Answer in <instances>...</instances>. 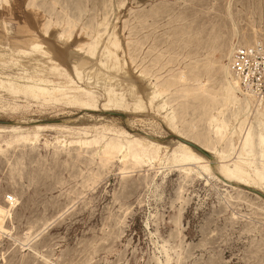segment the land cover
I'll return each mask as SVG.
<instances>
[{"label":"rangeland","instance_id":"obj_1","mask_svg":"<svg viewBox=\"0 0 264 264\" xmlns=\"http://www.w3.org/2000/svg\"><path fill=\"white\" fill-rule=\"evenodd\" d=\"M0 22L6 29L0 55L10 47L28 53L22 67H1L0 74L32 75L38 67L53 79L52 63L31 47L46 33L69 36L71 47L80 43L83 55L98 60L102 42L89 50L94 37H113L118 63L165 89L172 118L113 108L95 88V107L82 112L0 84V264H264L262 187L225 180L212 166L207 173H187L172 148L166 160L159 154L160 162L154 155L134 158L137 151L122 135L164 146L184 139L218 153L230 150V138L220 141L214 131L221 66L233 27L235 49L264 48V0H0ZM54 56L61 74L90 88L76 65H69L68 49L55 47ZM180 74L185 82L174 83ZM254 99L264 111V99L256 93ZM231 110L224 112L225 122L235 115ZM84 114L95 123L75 121ZM97 118L111 123L101 126ZM23 120L36 122L6 128ZM263 123L264 116L249 120L253 139L264 135ZM106 144L127 148V155L122 159Z\"/></svg>","mask_w":264,"mask_h":264},{"label":"bare ground","instance_id":"obj_2","mask_svg":"<svg viewBox=\"0 0 264 264\" xmlns=\"http://www.w3.org/2000/svg\"><path fill=\"white\" fill-rule=\"evenodd\" d=\"M233 28L235 31L234 37L232 39L227 55H225L226 57L221 66V83L219 87V108L217 109L216 112V119H215L216 123L214 129L215 134L218 135L220 141H222L226 137L230 138L229 141L230 150L221 151L220 153H218L216 149L213 148L208 149L206 147L197 144L195 141L184 140V139H182L183 140L182 143L175 141V142H169L167 143V146H164L155 143L154 141L149 140L147 138H138L139 135L138 136L132 134L127 135L125 133H122V131L121 133L122 135H125L128 139H130V141L134 146V151H137L136 153H133L134 158H148L151 155H154L156 159H158L159 154L161 153V155L165 159L166 154L169 151L168 149L172 148L174 151L179 153L180 158L177 159V162L182 165L185 172L191 173L193 169H196L207 173L209 171L210 166H212L211 169L214 170L216 173H218L225 180L236 181L238 183H243L246 185L253 184L252 186L256 188L262 187L263 188L262 194L264 195V135L261 132L256 136L255 139H253V135L250 134V130L252 126L249 124L250 119L257 120L258 118L263 117L264 111L262 109V104L254 99V94H255L254 91L246 87L244 88L239 76L236 75L231 69L233 54L236 51L235 47L238 44V37H237L238 32L236 27ZM5 31L6 29L3 23L0 22V34L6 35ZM253 32L256 33V30L253 29ZM262 35H264V32H262ZM101 36L96 35L93 39L92 42L93 44L89 46V50L96 51L98 45L100 44V42H102V46L97 52L100 57L98 60V58L95 59L93 57V54H90L88 52L83 55V53L80 51L82 46V44L80 43L75 42L73 47H71L69 45L70 42L69 40L71 39L69 36L59 34L58 32L46 33L43 37L44 40H41L40 42L33 40L31 43V47L35 51L41 53L42 56H44L49 62L52 63L51 67L49 68V71L51 74L50 76H52L53 79L47 77L48 74L46 76L44 74L45 71L37 67L35 68L34 74L32 75L23 74L21 76L11 78L0 74V84L6 83L9 85L11 91L15 93L23 94L25 96H31L35 100L43 99L45 103L64 102L67 104L75 105L78 108H80L82 112L83 111L90 112L92 111L91 108L95 107L94 104L97 98L95 92L93 91L95 88L97 89V91L101 92L102 96H104L111 103V107L113 108H121V109L130 108L133 112H138V113H147V111H149L151 114H155L156 116L165 114L166 118L172 119L171 115L166 111V103L163 100L165 96V89L163 87L158 88L155 84L151 82L150 77L148 75L144 74L143 72L137 71V69H135L134 67L132 69L134 71H130L129 67L124 62H122V64L118 63L117 52L119 48L117 46L116 39L112 37L104 42L101 40L100 38ZM138 42H140V40ZM55 47L64 50L68 49L69 65L71 64L76 65L77 69L82 72L84 76V80L86 81L87 84H89L90 87L89 89L82 87L77 83H74L71 80V78H69L68 75L61 74V71L58 69L56 64L58 61L54 56ZM243 48H250V47H243ZM137 50H139V48ZM15 52L16 51H14L10 47L9 49H7L5 53H2L0 55V68L2 67L7 69L10 68L19 69V67H22L21 64L22 60L27 59L28 53L24 52L23 55H20L19 53L15 54ZM138 52H136V54ZM230 55L231 58L229 59ZM124 60H126V58ZM185 73L183 72V74ZM183 74H180L177 77L176 82L174 83L182 82L183 84L186 80ZM192 76L194 77V75ZM161 83H159V86ZM199 85H200L199 89L198 88L197 89L204 91V89L202 88L204 87L205 84L200 82ZM75 94H82L87 100L77 99L75 97ZM127 99L130 101L129 105L125 103V100ZM105 105L106 107L109 106L108 104ZM227 108H231L232 109L231 111L235 112V115H233L232 118H230V120L225 122L222 117ZM93 113L94 112H92V114ZM97 119H98V124L99 121L103 122L101 123V126H104L105 124L107 125V123H111L110 120H108L107 118H97ZM90 120L94 122L93 120L96 119L91 116H87L86 114L75 119V121L77 122L79 121L89 122ZM210 120L211 118L209 119V122ZM126 121L130 123L129 120ZM133 121L131 122L132 124ZM35 122L36 121L25 122V120H23L22 122L14 123L13 126L10 125L9 127L6 128L22 129L25 127L22 126L19 127L17 125L22 124L28 127L30 124H33ZM81 125H83V123ZM35 127L37 130H50L49 127H45V126L35 125ZM87 127L89 129L95 128L93 125H89ZM60 144L65 145L66 143L60 141ZM78 144H81V142H78ZM237 145H239L238 147H240V149L239 151L236 152L235 148L237 147ZM104 147L107 148V151L113 149L117 150L120 153V157L122 159H124L125 156L127 155V148L122 147L121 145L106 144L104 145ZM247 154L252 155V157H248ZM254 155L256 156L255 158L256 161L254 160ZM217 156H219V158H217ZM137 161L139 162V160ZM158 161L160 162L159 159Z\"/></svg>","mask_w":264,"mask_h":264},{"label":"built area","instance_id":"obj_3","mask_svg":"<svg viewBox=\"0 0 264 264\" xmlns=\"http://www.w3.org/2000/svg\"><path fill=\"white\" fill-rule=\"evenodd\" d=\"M261 44L250 48H237L231 63L232 71L239 76L243 87L264 99V54ZM9 200V197L6 198Z\"/></svg>","mask_w":264,"mask_h":264},{"label":"water","instance_id":"obj_4","mask_svg":"<svg viewBox=\"0 0 264 264\" xmlns=\"http://www.w3.org/2000/svg\"><path fill=\"white\" fill-rule=\"evenodd\" d=\"M260 196H262L264 198V196L262 194H259Z\"/></svg>","mask_w":264,"mask_h":264},{"label":"snow or ice","instance_id":"obj_5","mask_svg":"<svg viewBox=\"0 0 264 264\" xmlns=\"http://www.w3.org/2000/svg\"><path fill=\"white\" fill-rule=\"evenodd\" d=\"M9 199H11V197H9Z\"/></svg>","mask_w":264,"mask_h":264}]
</instances>
